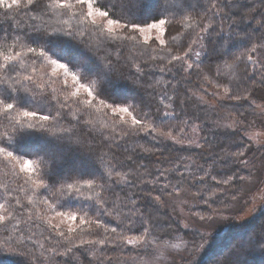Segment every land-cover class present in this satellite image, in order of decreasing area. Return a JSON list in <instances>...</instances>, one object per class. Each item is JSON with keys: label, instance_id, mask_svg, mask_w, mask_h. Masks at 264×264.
Masks as SVG:
<instances>
[{"label": "snow or ice", "instance_id": "1", "mask_svg": "<svg viewBox=\"0 0 264 264\" xmlns=\"http://www.w3.org/2000/svg\"><path fill=\"white\" fill-rule=\"evenodd\" d=\"M0 11L16 21L14 39L8 33L0 36V42L13 39L11 45L0 43V128L3 129L0 131V157H3L0 165L20 181L16 188L2 186L4 202L0 203V229L4 239L0 240V246L7 245L16 254L26 257L30 264H37V261L45 264L46 258L37 257L33 249L37 246L45 249L40 241H47L51 245L47 251L61 258L56 264H71L74 249H82V255H86L93 245H131L143 247L146 252L151 248L154 256L150 264H167L168 249L180 245L169 244L165 237L173 235L169 231L171 224L146 216L141 211L140 201L150 199L158 204L162 195L178 194L179 185L186 180L207 185L211 179L217 185H227L234 179H244L230 175L222 181L217 180L219 173L213 175L203 165L187 163L191 157L178 158L171 168L155 169L134 159L160 151L166 140L182 148L201 147L185 132L186 128L193 133L202 131L195 123L201 118L195 116L192 123L188 120L172 123L179 119L176 109L185 106V99L179 98L171 80L158 90L162 82L155 79L157 71L173 77L186 73L189 82L193 73L197 77L202 75L204 81L222 88L225 98H247L233 92L229 86L231 81L218 82L215 77L222 75L219 70L211 78L204 73L199 62L200 52L192 47L200 45L203 48V34L215 31L213 18L220 16L222 11L218 3L209 0L207 11L191 24L185 23L189 17L183 15V0H0ZM258 14L261 16L259 27L264 28V0H260ZM61 16L78 23L73 26L69 19H57ZM177 16L181 17L180 24L193 30L199 28L187 49L178 54L171 47H160L166 45L165 26ZM221 18L238 23L231 16ZM53 19L66 27H50L48 22ZM244 19L241 17L239 23ZM175 39L170 36L171 41ZM18 43L21 51L14 50ZM79 45L90 54H85ZM158 48L161 55L150 54V49L155 52ZM190 53L195 56L194 60ZM253 54L259 59H254ZM165 59L167 63L158 62ZM247 60L254 70L257 65L262 70L261 83H264V42L249 49ZM38 61L51 66V74H44L49 81H62L63 101L56 99V89L49 93L46 85L34 78ZM29 67L31 73L27 71ZM121 79L131 81L134 94L129 95L117 86ZM109 87L114 91L108 92ZM196 96L197 92L191 89L185 92L186 99ZM198 99L206 102L203 96ZM101 108L105 110L103 119L110 123H100L97 127L93 111L100 112ZM125 114L130 121L124 118ZM248 139L252 141L255 137L250 135ZM29 141L31 143L26 145ZM221 159L225 163L233 160L241 165L249 164L242 150ZM215 162L213 160V164ZM199 172L204 175L198 176ZM173 179L176 184L172 183ZM128 188H136L137 193L130 194L126 191ZM21 192L25 193L27 203L18 195ZM154 192L159 194L154 196ZM204 203L211 206L208 200ZM37 205L43 207L45 215L36 210ZM89 212L94 215L90 216ZM100 217L114 218L121 231L109 227ZM57 218L59 222L53 223ZM200 219H211V216ZM64 224L66 230L62 228ZM187 227L185 224L184 228ZM133 231L140 234H125ZM66 232L75 233L79 242L73 244L71 235ZM197 235L205 241L204 234L198 230ZM203 247L204 243H197L195 239L191 243L185 241L186 255L181 259L195 264L194 254ZM96 259L103 264L101 258ZM225 264L235 262L227 258Z\"/></svg>", "mask_w": 264, "mask_h": 264}, {"label": "trees", "instance_id": "2", "mask_svg": "<svg viewBox=\"0 0 264 264\" xmlns=\"http://www.w3.org/2000/svg\"><path fill=\"white\" fill-rule=\"evenodd\" d=\"M218 7L222 10L221 15L213 18V24L215 31H210V34H203L204 38L201 41L203 48L200 45H193L194 51L200 52V65L204 73H207L210 78L215 76V72L219 70L222 75L215 77L218 82L231 81L230 87L233 88L235 94L247 97L246 99H227L217 100L213 104L207 102H199L198 97L206 95L207 90H216L220 92L222 88H215L212 84L204 81L201 77H197L195 73L191 77V82L186 79V73L176 74L175 77L168 73H155V79L162 82L160 87L164 86L167 81L171 80L172 85L177 90V95L180 99H185V106L183 108H177L176 112L179 116L178 120L172 121L173 124H179L181 120H188L192 123L195 116H199L201 119L195 120V123L202 128V131L193 133L190 128H186L185 132L193 139L197 140L201 147L197 148L194 145L192 147L182 148L179 144H174L171 140H166L163 145L160 146V151H155L151 155H145L142 159L134 157L139 160L140 163L146 164L149 169L155 168H171L172 162H177L180 157H191V160L186 161L187 163H195L203 165L206 170L212 172L213 175H217V180H224L227 176L234 175L236 177H243L244 179H234L231 184H220L217 185L215 181L208 179L207 185L193 183L190 180L183 181L180 185V191H187L192 194L195 198V208L190 211L191 214L197 213L203 216H210L215 213H219L228 210V207L233 202V196L239 195L241 189L249 177L254 172H257L259 168L257 165L264 162V146L257 148L254 146V142L248 139V134L260 126V114L257 110L258 105L264 99V83H261L262 70L259 66H256L254 70L251 62L247 60V54L249 49L255 45L264 42V28L259 27V21L261 16L258 14L260 9V0H216ZM240 7L237 8L236 6ZM209 0H183V15L188 16L189 19L185 22L191 24L193 20H198L208 9ZM255 8L256 11H251ZM236 13H239L238 15ZM139 14V13H137ZM231 16L232 20H236L238 23L232 24L229 19H222L221 17ZM241 17H245L242 23H239ZM247 17H253L251 19ZM169 19V17H165ZM20 19H26L21 17ZM57 19H69L68 16H61ZM57 19L49 21L50 27H66L57 23ZM181 19L177 16L172 19L170 24L166 25V45L160 47H171L174 53H181L185 51L188 44L192 39L195 38L199 28L193 30L190 27L180 24L178 21ZM69 23L75 26L78 22L75 19H69ZM16 21L7 17L0 11V36L8 33L10 37L14 39ZM175 36L176 41H168V37ZM13 39H9L5 43L11 45ZM61 39H67L61 37ZM142 40V39H141ZM175 42V43H174ZM77 44V41H72ZM79 47L87 53V50L83 45ZM15 51H21L20 44L16 45ZM152 55H161L159 48L152 52ZM192 59L195 56L189 54ZM254 59L257 58L255 54ZM31 57V54H29ZM233 61L235 63L233 64ZM30 63V59L26 60ZM159 63H167V59ZM47 63L38 61L36 68L37 71L34 74V78L41 83L43 80H47L46 76L43 75V68ZM228 65H232L229 67ZM211 69V71H209ZM31 73L32 69H27ZM247 75V78H245ZM47 91L52 92V89H56L54 93L56 99L63 101L65 95V89L62 85V81H59V85L55 86L52 83L44 81ZM239 87H234L235 85ZM202 85V88L200 87ZM117 86L127 92L129 95L134 94V86L128 79H121L117 81ZM191 89L197 92L196 97L192 99L185 98L186 90ZM214 90V91H215ZM108 92H113L114 89L109 87ZM231 94V93H230ZM81 95H84L81 92ZM191 96V92L187 93ZM56 100H52L55 103ZM105 110L101 108L100 112L93 111V118L96 122L97 127L100 123H110L103 119V112ZM243 113V115H241ZM130 121V117L127 118ZM231 125V127H226ZM164 131H168V128L163 127ZM0 131H3L0 128ZM107 131V129H106ZM173 134L176 135V130L173 129ZM206 138V140H205ZM151 139V137H149ZM26 145L31 143L25 142ZM144 143V141H141ZM185 144H187V137H185ZM238 150L245 151V155L249 161L247 166L238 164L233 160H229L225 163L221 157L227 156V154L236 152ZM3 160V157H0ZM215 160V164H213ZM159 161V163H158ZM141 171H143L141 169ZM183 171V168H181ZM198 176L204 175L203 172L197 173ZM163 182V178L162 181ZM176 179L172 180L173 184H176ZM20 181L12 175L8 168H4L0 165V203H3V185H7L9 188H16ZM119 191V189H117ZM130 194L137 193L136 188L126 189ZM168 191H171L169 189ZM31 194L30 192L28 193ZM159 193H153L157 195ZM17 195V193H13ZM24 203H27L25 199V193H18ZM178 194L173 193L169 196L164 194L161 196V201L157 204L150 199H144L140 201L141 211L146 216L159 218L162 221H166L171 224L169 231L173 235L166 236L169 244L180 240H188L190 243L192 239H195L197 243H202L200 237L197 234L183 228L181 225V217L177 214L174 203L171 202V198L177 197ZM205 200L210 202L209 204L204 203ZM173 201V200H172ZM31 209V206H29ZM36 210L41 215H45L43 207L37 205ZM75 210V208H73ZM89 215H94L89 212ZM87 219V217H86ZM109 227H117V221L111 217H100ZM179 226V230L177 227ZM46 227V225H45ZM87 227V225H84ZM43 230V228L41 229ZM9 231L11 232V225H9ZM102 231V230H100ZM121 231V227H117V232ZM187 233V234H186ZM128 236L139 235L140 232H126ZM71 235L72 243H78L76 234ZM39 236V231H38ZM87 239H93L97 237L85 236ZM102 238V237H100ZM3 230L0 229V240H3ZM211 240V239H209ZM40 242L45 244V249H40L38 246L33 249L36 256L40 259H45V264H56L60 261V257H53L52 254L47 251L51 247L47 241L41 240ZM68 242H65L67 244ZM31 247V245H29ZM63 250L62 248L60 249ZM83 250L74 249L75 255L71 260V264H79L81 260L84 264H88L91 260L92 264H100V260L96 259L99 257L103 260V264H132L135 262L133 256L140 258H149L154 253L149 248L147 252L142 247H133L127 245L124 247H113L112 244L108 245H93L90 246V251L86 255H82ZM43 253V256H41ZM195 264H225L227 258H231L235 264H264V210L256 215L249 222L242 225L232 227L226 231L218 240L209 244L206 243V248L202 252H195L194 254ZM66 259V258H65ZM0 264H30L29 260L21 255L16 254L7 245L0 246ZM37 264L39 262L37 261ZM179 264H188L187 260H182Z\"/></svg>", "mask_w": 264, "mask_h": 264}, {"label": "rangeland", "instance_id": "3", "mask_svg": "<svg viewBox=\"0 0 264 264\" xmlns=\"http://www.w3.org/2000/svg\"><path fill=\"white\" fill-rule=\"evenodd\" d=\"M152 35L153 37L155 36V31H153ZM141 39L143 38L141 37ZM168 41L171 42L170 37H168ZM255 59H259V57ZM42 71L44 74L47 73L50 75L51 66L46 64ZM46 79L48 80L47 76ZM68 79L70 81V77ZM47 80H43V82L41 81V83L44 84L45 83L44 81L47 82ZM59 81L61 80H56L54 83H52L51 81L48 80V83L50 82L53 85L57 86L59 85L58 83ZM214 90L212 89L207 90L206 92L207 96L202 95L204 97V100L209 104H213L215 103V101L223 100L224 98L223 89L220 90V92ZM217 92L221 93V95L220 96L214 95V93ZM257 110L260 114L259 121L261 125L253 129L248 134V136L252 135L255 137V139L252 140V142H254V146L259 148L264 146V99L258 105ZM124 118L127 119L129 117H127V115L125 114ZM256 134L259 135L257 136ZM263 154H264V150H263ZM257 167L259 168V170L257 172H254L251 177L245 180L241 192L239 193V195L235 197V199H233V202L228 207V210L210 215L211 219L201 220L200 217L203 215L197 213H193V214L190 213L192 208L193 209L195 208L194 204L196 200L193 197V195L188 193L187 191H181L178 193L177 197L171 198V202L174 203V208H176L177 214L180 215L181 217L182 220L181 225L183 226V228L184 225L187 224L188 227L185 229L195 234H197V230H198L199 233L204 234L205 241H202L204 243V247L200 248L196 252L200 253L204 251L206 248V243H208L209 246L210 242L213 243L216 240H218L226 231H228L232 227L249 222L262 210H264V162L257 165ZM48 215L51 214L49 213ZM204 217H208V216H204ZM57 222H59V218L53 221V223H57ZM62 228L66 230L67 225L66 224L62 225ZM197 237H199V235H197ZM184 242L185 240H180V241L178 240L174 243H170V244H179L180 247L168 249L167 264H179L181 262V256L186 255L184 250ZM153 256H150L149 258H140L138 256L137 257L133 256L132 258H135L134 259L135 262L132 264H150V262L153 259Z\"/></svg>", "mask_w": 264, "mask_h": 264}]
</instances>
